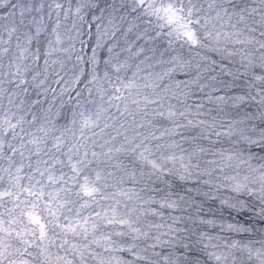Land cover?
<instances>
[{"label":"snow or ice","instance_id":"obj_1","mask_svg":"<svg viewBox=\"0 0 264 264\" xmlns=\"http://www.w3.org/2000/svg\"><path fill=\"white\" fill-rule=\"evenodd\" d=\"M0 264H264V0H0Z\"/></svg>","mask_w":264,"mask_h":264}]
</instances>
